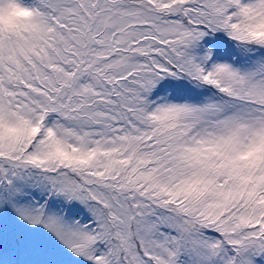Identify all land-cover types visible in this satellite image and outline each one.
I'll use <instances>...</instances> for the list:
<instances>
[{"label": "snow or ice", "instance_id": "snow-or-ice-1", "mask_svg": "<svg viewBox=\"0 0 264 264\" xmlns=\"http://www.w3.org/2000/svg\"><path fill=\"white\" fill-rule=\"evenodd\" d=\"M0 264H264V0H0Z\"/></svg>", "mask_w": 264, "mask_h": 264}]
</instances>
